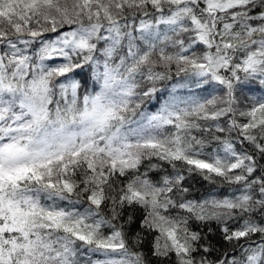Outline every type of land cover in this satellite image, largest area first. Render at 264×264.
I'll list each match as a JSON object with an SVG mask.
<instances>
[{
    "label": "snow or ice",
    "instance_id": "obj_1",
    "mask_svg": "<svg viewBox=\"0 0 264 264\" xmlns=\"http://www.w3.org/2000/svg\"><path fill=\"white\" fill-rule=\"evenodd\" d=\"M0 264H264V0H0Z\"/></svg>",
    "mask_w": 264,
    "mask_h": 264
}]
</instances>
